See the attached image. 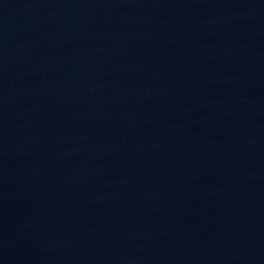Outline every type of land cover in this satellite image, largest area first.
Masks as SVG:
<instances>
[{
  "label": "water",
  "instance_id": "water-1",
  "mask_svg": "<svg viewBox=\"0 0 264 264\" xmlns=\"http://www.w3.org/2000/svg\"><path fill=\"white\" fill-rule=\"evenodd\" d=\"M0 264H264V0H0Z\"/></svg>",
  "mask_w": 264,
  "mask_h": 264
}]
</instances>
